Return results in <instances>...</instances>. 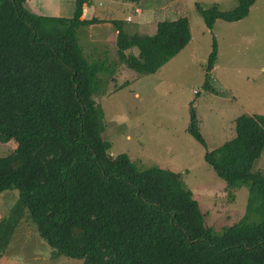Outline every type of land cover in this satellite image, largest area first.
Here are the masks:
<instances>
[{"label": "trees", "instance_id": "obj_1", "mask_svg": "<svg viewBox=\"0 0 264 264\" xmlns=\"http://www.w3.org/2000/svg\"><path fill=\"white\" fill-rule=\"evenodd\" d=\"M25 1L0 0V142L16 143L0 156V193L17 191L0 219V259L25 218L52 258L82 264H264V176L253 171L264 149V114L237 115L233 137L204 154L225 187H249L245 214L261 215L217 232L179 173L138 170L125 154H109L95 95L105 93L98 75H111L112 63L89 60L78 42L80 28L101 22L80 18L90 0H76L70 17L38 15ZM236 1L228 10L196 8L212 30L218 19L242 20L255 2ZM109 22L116 62L137 74L155 73L190 39L185 16L158 20L148 32ZM216 60L214 38L206 73ZM189 113L187 132L207 148L192 106Z\"/></svg>", "mask_w": 264, "mask_h": 264}, {"label": "rangeland", "instance_id": "obj_2", "mask_svg": "<svg viewBox=\"0 0 264 264\" xmlns=\"http://www.w3.org/2000/svg\"><path fill=\"white\" fill-rule=\"evenodd\" d=\"M113 1L92 0L94 14L90 17L101 22L78 32V42L89 60L112 63L111 75H98V92L104 87L105 93L95 95L103 110L102 137L110 143L109 154H125L138 170L161 168L179 173L184 186L198 200L205 225L217 232L230 223L242 222L245 215V222H258V212L245 214L253 196L249 187L240 183L225 187L205 162L204 154L233 137L237 115L264 114V0H255L242 20H216L212 30L204 26L196 6L216 5L228 10L236 5V0H143L133 5ZM55 3L60 16L73 14L75 0ZM124 16L139 24L142 32L154 31L158 20L185 16L190 39L155 73L137 74L116 62L114 27L103 23L104 19L122 20ZM124 24L133 29L134 23ZM214 38L217 60L206 73ZM131 49L136 53L135 47ZM191 106L207 148L187 132ZM15 147L12 140L0 142V156ZM253 171L264 176V149ZM15 199V189L0 193V219L8 214ZM0 264H82V260L52 258L51 249L39 239L34 225L22 218Z\"/></svg>", "mask_w": 264, "mask_h": 264}, {"label": "crops", "instance_id": "obj_3", "mask_svg": "<svg viewBox=\"0 0 264 264\" xmlns=\"http://www.w3.org/2000/svg\"><path fill=\"white\" fill-rule=\"evenodd\" d=\"M55 1L56 0H36V1H34V0H26L25 4L32 12H34V13H36L38 15L60 16V14H62V13H60L59 10L57 9V5H56ZM91 2H92V0H90L87 4H84V6L82 7L83 8V15L80 17L81 19L82 18H87V19L91 18L90 15L94 14V9H93L94 6L91 5ZM130 4L133 5V2L130 3ZM51 9H53L54 11H48V10H51ZM106 12H108V10ZM128 13H126L125 16ZM125 16L122 19L123 21L134 23L133 29L136 30L137 32H142L138 28L139 24H137L135 21H127V20H125L126 19ZM60 17H65V16H60ZM68 17H70V16H68ZM118 21H121V20H118ZM104 22L110 23L109 19H104L103 23ZM128 28L131 29L130 27H128ZM143 32H147V31H143Z\"/></svg>", "mask_w": 264, "mask_h": 264}, {"label": "built area", "instance_id": "obj_4", "mask_svg": "<svg viewBox=\"0 0 264 264\" xmlns=\"http://www.w3.org/2000/svg\"><path fill=\"white\" fill-rule=\"evenodd\" d=\"M136 11V10H135ZM127 19H129V18H127Z\"/></svg>", "mask_w": 264, "mask_h": 264}, {"label": "water", "instance_id": "obj_5", "mask_svg": "<svg viewBox=\"0 0 264 264\" xmlns=\"http://www.w3.org/2000/svg\"><path fill=\"white\" fill-rule=\"evenodd\" d=\"M84 6V5H83Z\"/></svg>", "mask_w": 264, "mask_h": 264}]
</instances>
